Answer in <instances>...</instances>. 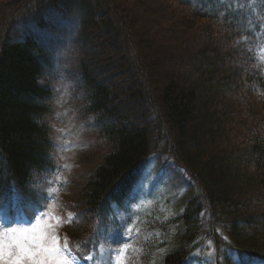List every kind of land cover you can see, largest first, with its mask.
Masks as SVG:
<instances>
[{"label": "trees", "instance_id": "trees-1", "mask_svg": "<svg viewBox=\"0 0 264 264\" xmlns=\"http://www.w3.org/2000/svg\"><path fill=\"white\" fill-rule=\"evenodd\" d=\"M107 1L36 0L39 7L32 13L37 15L46 4L49 9L65 11V18L72 21L74 31L65 34L64 46L70 45L77 55L84 113L93 116L97 132L112 148L82 187L79 205L93 222L109 221L112 208L124 204L141 177L155 147L152 141L164 137L173 160L194 182L198 194L188 195L176 219L177 242L165 257L160 255L159 264H205L190 259L204 242L211 258L207 264H264V62L255 33L249 29L254 24L249 11L215 0H172L191 24L209 36L214 49L201 52L197 63L203 64L199 69L193 67L196 80L190 85L174 77L155 93L150 88V78L158 79L155 62L148 63L149 71L142 73L134 54L138 44L136 49H127L128 39L135 34L133 18L127 10L122 16L115 14ZM18 3L22 9L25 1ZM41 14L31 27L54 32ZM27 28L20 38L0 39V203L15 196L22 208L37 203L32 188L35 176L54 165L50 128L44 122L50 113L52 90L40 80L54 69L58 48L45 44ZM220 36L225 39L223 49L214 38ZM246 65L249 69L243 71L240 66ZM115 69L131 80L125 98L134 105L116 103L118 96L111 91ZM143 74L147 80L143 81ZM226 83L232 87L229 92L243 94L244 101L238 111L226 108L233 117L223 123L207 106L212 94L221 97L229 90ZM238 113L244 126L240 135L248 141L244 148L228 153L220 144L226 143ZM247 166L253 170L241 175ZM239 196H254L261 204L250 209L249 204L238 202ZM94 234H99L95 227ZM75 235H81L80 231ZM94 237L87 238V243L100 238ZM148 254L141 255L143 264H150Z\"/></svg>", "mask_w": 264, "mask_h": 264}, {"label": "rangeland", "instance_id": "rangeland-1", "mask_svg": "<svg viewBox=\"0 0 264 264\" xmlns=\"http://www.w3.org/2000/svg\"><path fill=\"white\" fill-rule=\"evenodd\" d=\"M20 1L0 0V39L20 38L28 27L39 40L58 47L54 51V69L40 80L52 90L50 113L44 122L50 128L51 160L54 165L49 171L35 176L32 188L38 197L36 204L22 208L15 196L9 197L6 203H0V238L6 251L11 244L23 245L37 252L36 259L43 260L44 264H73V255L83 264H143L138 255L150 252V264H159L160 255L165 257L169 247L177 242L179 224L176 219L188 195L198 194L196 185L173 160L166 139L161 137L152 141L155 147L149 153L142 175L124 204L112 208V216L107 222L91 220L84 206L79 205L80 191L112 148L109 141L97 132L93 116L84 113L85 97L76 70L77 55L70 45L64 46L68 39L65 34H71L74 25L66 19L65 11L52 10L43 4L36 13L43 12L42 21L54 32L38 31L34 25L31 27L38 17L32 14L39 7L36 0H24L22 9L17 4ZM215 1H221L232 9L242 7L249 11L248 17L254 23L249 29L255 33V45L264 62V0ZM107 6L120 16L127 10L133 18L132 32L135 34L128 39L127 49H133L138 44L134 54L142 73L149 71L148 63L155 62L158 79L149 76V84L153 85L150 88L154 87L155 93L174 77L186 86L196 80L193 67H202V62L197 63V60H201V52L205 54L208 48L212 53L214 48L209 36L201 32L196 23L191 24L188 21L190 18L172 0H108ZM60 38L61 42H58ZM214 38L222 49L226 46L222 36ZM209 57L213 56L210 54ZM213 61L216 59L213 58ZM235 63L233 59L232 64ZM240 67L243 71L249 69L247 65ZM115 71L112 81L116 85L112 86L111 91L114 97L118 96L116 103L120 107L124 104L134 105L125 98L131 80L127 75L116 74ZM143 77V81L147 80L146 75L143 74ZM225 86L229 90L223 91L221 97L218 93L212 94L211 103L207 106L208 112L220 115L223 123L233 117L226 108L239 109L244 101L243 94L229 92L232 87L227 83ZM234 119L235 126L232 124L226 143L220 144V148L228 153L244 148L248 141L247 137L240 135L244 129L240 114H236ZM215 122L220 124L217 120ZM198 129L203 127L199 125ZM252 170V166L244 167L241 175L245 173L247 176ZM254 198L239 196L238 202L247 203L253 209L261 204ZM94 227L99 232L96 237L101 239L87 243V238L95 236ZM75 231H80L81 235L76 237ZM63 233L66 234V247L62 250L65 241L61 239ZM157 242L151 248V244ZM206 244L204 242L203 247L199 246L190 259L209 263L211 258L205 250ZM131 254L135 258L129 260ZM25 264H31V261L25 260Z\"/></svg>", "mask_w": 264, "mask_h": 264}, {"label": "snow or ice", "instance_id": "snow-or-ice-1", "mask_svg": "<svg viewBox=\"0 0 264 264\" xmlns=\"http://www.w3.org/2000/svg\"><path fill=\"white\" fill-rule=\"evenodd\" d=\"M37 252H34L23 245L11 244L6 251L5 244L0 238V264H25V260L31 264H44L43 260H37Z\"/></svg>", "mask_w": 264, "mask_h": 264}]
</instances>
